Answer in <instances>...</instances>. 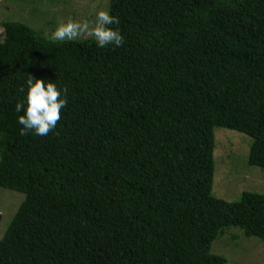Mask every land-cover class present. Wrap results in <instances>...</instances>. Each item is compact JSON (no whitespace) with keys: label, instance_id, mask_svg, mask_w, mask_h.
Listing matches in <instances>:
<instances>
[{"label":"trees","instance_id":"1","mask_svg":"<svg viewBox=\"0 0 264 264\" xmlns=\"http://www.w3.org/2000/svg\"><path fill=\"white\" fill-rule=\"evenodd\" d=\"M125 38L52 43L0 33V187L24 194L0 264H224L226 227L264 242V194H212L214 127L252 137L264 169V0H109ZM31 74L68 104L47 136L20 134Z\"/></svg>","mask_w":264,"mask_h":264},{"label":"rangeland","instance_id":"2","mask_svg":"<svg viewBox=\"0 0 264 264\" xmlns=\"http://www.w3.org/2000/svg\"><path fill=\"white\" fill-rule=\"evenodd\" d=\"M108 1L0 0V33L3 31L2 24L21 22L47 38L59 20L68 17L92 18L90 14H94L97 8L106 7ZM213 134L212 194L228 202L238 200L244 191L264 194V169L248 163L252 137L223 127H214ZM23 199V193L0 187V238ZM210 250L224 257V264H264V242L245 236L242 229L236 226L226 227L219 233Z\"/></svg>","mask_w":264,"mask_h":264},{"label":"clouds","instance_id":"3","mask_svg":"<svg viewBox=\"0 0 264 264\" xmlns=\"http://www.w3.org/2000/svg\"><path fill=\"white\" fill-rule=\"evenodd\" d=\"M92 18L75 19L68 17L59 20L47 37L52 43L75 41L83 37L94 40L98 48L120 47L125 38L119 28L120 19L111 13L110 8H97ZM22 99L16 102L19 113L17 123L20 134L47 136L56 129L61 120L62 110L67 107V89L57 78H40L29 74L21 88Z\"/></svg>","mask_w":264,"mask_h":264}]
</instances>
